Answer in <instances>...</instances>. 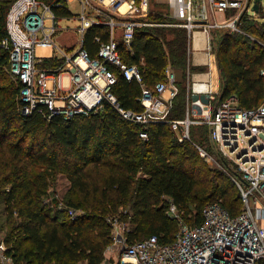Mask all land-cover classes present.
<instances>
[{"label": "trees", "instance_id": "obj_1", "mask_svg": "<svg viewBox=\"0 0 264 264\" xmlns=\"http://www.w3.org/2000/svg\"><path fill=\"white\" fill-rule=\"evenodd\" d=\"M15 1L0 0V202L5 204L9 226L7 252L16 264H103L116 218H130V242L151 235L171 242L178 222L168 215L170 202L187 222L195 224L202 221L205 205L219 199L232 215L240 212L241 194L232 178L206 162L200 164L204 160L196 145L190 140L181 142L168 121L146 125L127 121L108 102L97 112L70 118L22 115V84L17 76V80L11 77L10 51L1 46L8 36L7 16ZM42 1L51 6L58 20L75 16L66 0ZM235 11L229 9L227 14ZM104 18L84 34L83 47L93 57L100 45L96 37L108 41L111 36ZM131 19L142 22L135 29L132 51L123 43L122 27L116 29L122 58L141 64L148 86L163 80L171 66L179 91L168 118H183L193 70L187 28L168 24L180 22L171 15L150 20L140 12ZM238 26L239 30L214 31L221 34L213 39L219 99L236 93L241 106L253 108L264 102V42L260 39H264V23L245 9ZM46 63L55 65L57 60L47 58ZM111 67L118 76L113 91L121 104L142 110L141 85ZM201 128L208 137L206 125L191 127L197 144V129ZM142 131L148 138L141 136ZM60 174L70 180L65 205L81 211L75 218L67 208L62 216L53 214L54 206L46 204L48 189Z\"/></svg>", "mask_w": 264, "mask_h": 264}, {"label": "built area", "instance_id": "obj_2", "mask_svg": "<svg viewBox=\"0 0 264 264\" xmlns=\"http://www.w3.org/2000/svg\"><path fill=\"white\" fill-rule=\"evenodd\" d=\"M95 1L98 16L90 15L83 4L77 16L81 42L70 49L58 46L55 41L59 20L49 4L42 0H16L11 6L7 16L8 36L1 46L10 51L11 70L22 84V115L37 113L48 119L55 115L70 118L97 112L108 102L127 121L145 125L168 121L181 142H193L203 159L232 178L242 199L241 210L236 215L231 214L222 199L209 202L203 208L202 221L196 224L187 222L178 206L170 202L168 215L178 222L171 242H161L157 235L130 242L127 232L131 227H121L116 218L112 223V243L107 246L105 256L117 249L124 257L122 261L126 263L129 258L132 264H264V102L245 108L236 93L219 99L220 88H215L211 79L204 82L201 91L189 82L186 115L169 119L173 99L179 91L175 70L168 66L165 78L148 86L141 64L128 63L122 58L116 37V29L122 27L123 43L132 51L135 29L142 22L131 18L145 12L150 0ZM125 2L128 7L122 12L121 5ZM172 5L174 17L180 20V26L187 28L191 39L198 29L209 37L213 29L239 30L240 14L253 5V0L251 3L172 0ZM229 9L240 12L229 19L211 20V16ZM49 17L53 20L50 27L46 26ZM100 17H105L103 22L110 25L111 36L108 41L96 37L100 45L93 57L83 47V38ZM38 47H51L53 52L49 57L39 56ZM211 49L209 44L208 50ZM47 58H55L57 63L48 65ZM111 65L118 67L129 82L141 85L142 95L138 100L144 107L142 110L121 104L113 91L118 76ZM194 125L208 127L212 150L193 141ZM141 136L148 138V133L142 131ZM59 206L67 208L72 218L81 212L64 202ZM8 249L6 234L0 231V264H16Z\"/></svg>", "mask_w": 264, "mask_h": 264}, {"label": "rangeland", "instance_id": "obj_3", "mask_svg": "<svg viewBox=\"0 0 264 264\" xmlns=\"http://www.w3.org/2000/svg\"><path fill=\"white\" fill-rule=\"evenodd\" d=\"M79 2V0H77ZM263 7H264V0H260ZM70 6L72 8V10H74V12H77L80 7L78 6V4L75 2L70 3ZM240 12V10L235 11L233 14L229 13L227 14L228 17H232L237 15ZM251 12L255 13V10H253L251 8ZM145 14H147V17L150 20H157L158 17H168V16H173L174 13V7L172 5V0H150V4L148 6V9L144 12ZM53 20L49 17L46 19V26L50 27L52 26ZM59 29L56 31V34L54 36L55 41L57 42V45H66L65 43H74V41L76 40V35L75 32L76 31V27H78V25L80 24V21L77 17L75 18H60L59 19ZM168 24H172L174 26H178L175 25V23H168ZM75 31V32H73ZM215 39H219L221 34L220 32H215L213 34ZM262 42H264L263 38H260ZM37 54L39 56H43V57H49L52 52H53V48L51 47H38L37 48ZM212 63H213V81L214 84L216 86H218L219 83V74H218V65H216V57L214 56L212 58ZM10 74L11 77H13L15 80L16 79V75L12 72V70H10ZM198 134L196 135V139L198 144L201 145H207L210 146L211 148V142L209 140L208 137H206V133H204L205 131H203V129H197ZM205 134V135H204ZM192 135V133H191ZM203 159V158H202ZM204 161H200V164H205L209 167H213L216 168L212 165H210L205 159H203ZM233 190L235 192L238 193L237 188L235 187V185L232 184V182L229 180L228 181ZM69 185H70V180L69 178L65 175V174H60L59 176H57L56 180L54 183H52L48 189L49 191V196H48V202L46 204L51 206H54L55 210L53 211V214H57L62 216V211L65 210L63 208H61L59 206L60 202H64L66 201L67 197H68V189H69ZM167 201L171 200L170 197H166ZM179 209V208H178ZM61 210V211H60ZM128 212V211H125ZM179 212L183 215V212L181 210H179ZM191 216V215H190ZM184 217V216H183ZM185 218V217H184ZM7 220V214L5 211V204L3 202H0V231H3L5 234L8 233V224L6 222ZM118 223H120L121 227L122 226H130L131 227V223H130V218L125 219H119L118 218ZM114 230V229H113ZM112 230V232H113ZM146 236H143L142 238H144ZM106 257V256H105ZM123 256L121 254V252H118V250L116 249L114 252H111V254H108L106 257V260L103 264H132L131 259L126 258L127 262L125 263L123 260ZM79 264H86L85 262H80Z\"/></svg>", "mask_w": 264, "mask_h": 264}, {"label": "crops", "instance_id": "obj_4", "mask_svg": "<svg viewBox=\"0 0 264 264\" xmlns=\"http://www.w3.org/2000/svg\"><path fill=\"white\" fill-rule=\"evenodd\" d=\"M78 4V6L80 7V9L77 12H74V10H72L70 3L75 2ZM68 8L75 14L74 17H77L83 8V4H85L87 6L88 12L90 13V15H93L94 18L97 17L98 15L95 13L96 12V7H97V3L95 0H79V2L77 0H66ZM255 3V0H253V5ZM150 4V3H149ZM253 5L249 8V13L252 14L256 19H258V21L260 23H264V7L262 5V3L260 2V6L262 11L258 10L255 11V13L251 12V8L253 9ZM128 7V6H127ZM127 10L124 9L121 11L125 12ZM254 10V9H253ZM238 11V10H236ZM174 17V15H173ZM176 18V17H175ZM216 19L218 20H223L226 18H231V17H227V12H218L215 16H211V20L214 21ZM177 19V18H176ZM178 21H180L179 19H177ZM180 22L175 23V25H179ZM182 27V26H180ZM77 31V27L75 28ZM216 29H213L210 32V37L201 29L196 30V32L194 33V37H192L190 39V43H189V47H190V61H191V66L193 68V70L191 71L190 74V83L193 84V86H195V88L197 89V91H201L204 87V82L208 79H211L212 81L213 79V63H212V58L215 56L216 54L214 53L213 50V39H214V31ZM221 30V29H218ZM75 32V31H73ZM120 34V31H119ZM76 35V40L74 41V43H65L66 45H60V47L62 48H75L77 47L80 42H81V36L79 34V32H75ZM212 46L211 50H208V45ZM216 63H217V58H216ZM218 65V63L216 64ZM218 74H219V68H218ZM214 83V81H213ZM215 85V84H214ZM215 88H220V74H219V83L218 86L215 85ZM166 96L169 95V92L167 91Z\"/></svg>", "mask_w": 264, "mask_h": 264}, {"label": "water", "instance_id": "obj_5", "mask_svg": "<svg viewBox=\"0 0 264 264\" xmlns=\"http://www.w3.org/2000/svg\"><path fill=\"white\" fill-rule=\"evenodd\" d=\"M260 2H261L260 0H255V3L253 5V9L255 11H258L259 10Z\"/></svg>", "mask_w": 264, "mask_h": 264}, {"label": "bare ground", "instance_id": "obj_6", "mask_svg": "<svg viewBox=\"0 0 264 264\" xmlns=\"http://www.w3.org/2000/svg\"><path fill=\"white\" fill-rule=\"evenodd\" d=\"M127 6H128V4L125 2V3H123L122 5H121V8H122V10H124V9H126L127 8Z\"/></svg>", "mask_w": 264, "mask_h": 264}]
</instances>
